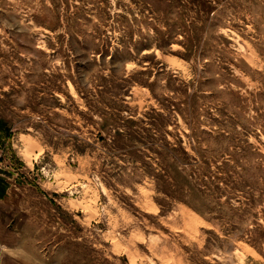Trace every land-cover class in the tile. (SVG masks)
<instances>
[{
  "label": "rangeland",
  "instance_id": "374dc122",
  "mask_svg": "<svg viewBox=\"0 0 264 264\" xmlns=\"http://www.w3.org/2000/svg\"><path fill=\"white\" fill-rule=\"evenodd\" d=\"M0 264H264V0H0Z\"/></svg>",
  "mask_w": 264,
  "mask_h": 264
}]
</instances>
